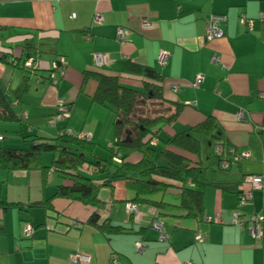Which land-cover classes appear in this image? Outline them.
<instances>
[{
  "label": "crops",
  "instance_id": "1",
  "mask_svg": "<svg viewBox=\"0 0 264 264\" xmlns=\"http://www.w3.org/2000/svg\"><path fill=\"white\" fill-rule=\"evenodd\" d=\"M95 13L101 14V25L93 21ZM212 16L223 18L217 28L224 36L207 40ZM144 20L152 27L144 28ZM243 20H252V27ZM119 27L128 31L122 42L117 40ZM162 51L170 54L166 65L159 63ZM100 52L109 55L108 64L102 68L106 74L117 75L127 59L160 72L167 94L186 105L179 127L194 125L206 115L214 116L228 143L248 154L242 172L264 173V0H0V57H7L10 63L0 60V81L7 86L14 110L22 119L19 125L0 123V147L25 148L27 134L51 138L65 128L90 133L96 143H109L114 138V115L99 106L90 118V111L97 106L91 101L97 84H82L83 73L97 69L94 56ZM34 54L41 61L37 74L28 75L11 65L24 66L26 58ZM213 56L218 63L212 62ZM57 58L67 63L56 87L70 113L66 122L50 127L57 91L45 89L44 84L51 83L42 76L48 75L50 64ZM198 75L203 81L195 88ZM34 79L43 84L37 91L45 89L53 101L47 109L40 105L32 112L23 106L31 103L27 96H31L30 81ZM127 84L141 87L135 82ZM175 86L178 91L173 90ZM85 105L89 106L87 114ZM77 110L85 114L82 122ZM240 112L244 114L241 119ZM30 119L35 120L34 125L29 124ZM26 121L28 126L24 127ZM19 128L17 135L14 132ZM43 163H51L49 155L43 157ZM94 175L98 182L104 178ZM56 179L52 172L43 187L38 171H0L4 199L21 207L0 208V264H71L70 256L77 250L91 254V264H264V240L232 224L235 213L250 222L255 213L264 210L262 191H254L253 200L240 207L235 195L207 188L205 216L212 221H183L179 228L163 221L162 238L152 226L157 219L153 208L139 207L138 216L131 220L127 206L114 207L110 191L102 189L106 207L99 211L101 221L110 220L136 231L108 239L87 224L91 207L65 199H53L52 211L30 207L53 197ZM124 196V184L117 183L116 200ZM218 217L221 222L215 221ZM24 223L35 228L30 239L20 238ZM138 245L146 248L144 254Z\"/></svg>",
  "mask_w": 264,
  "mask_h": 264
},
{
  "label": "trees",
  "instance_id": "2",
  "mask_svg": "<svg viewBox=\"0 0 264 264\" xmlns=\"http://www.w3.org/2000/svg\"><path fill=\"white\" fill-rule=\"evenodd\" d=\"M0 60L10 64L7 57H0ZM54 62L60 68V58H57L50 64L48 75L42 76L50 83L52 74L58 73L52 66ZM11 65L28 75L37 74L40 70V66L33 69L25 65L20 67L16 63ZM103 67L85 71L82 84L95 81L97 88L91 97L92 104L108 108L114 114V138L108 145L103 148V144L93 141L92 135L86 137L90 133L65 128L57 137L51 138L27 134L24 136L25 148L0 147V171H38L43 187L52 172L57 175L59 180L53 197L30 204V207L52 211L53 199H65L91 207L87 224L111 239L115 235L136 231L110 220L101 221L99 211L106 207L101 199L102 189L110 191L114 207L130 204L137 211L141 206L151 207L157 212L156 220L174 223V228H179L178 223L183 221L201 222L209 218L205 216L204 204L207 188L235 195L239 205L246 190L243 187L246 177L250 174L242 172L245 158L228 143L218 120L206 115L194 125L179 127L186 105L167 94L168 89L160 72L129 59L125 60L117 75L104 73ZM127 81L139 83L141 87L130 86ZM151 106L158 109L149 113L147 109ZM67 109L70 113L69 105ZM139 109L143 110L140 114ZM58 113L57 108L54 115ZM0 120L22 122L2 81ZM66 121L67 118L57 122L54 127ZM204 145L207 146L206 152ZM216 147L222 148V153H217ZM46 153L53 155L48 165L43 163ZM224 160L229 163L227 168L222 167ZM90 173L104 178L95 182ZM120 182L125 186V196L122 200H116L115 185ZM14 207L21 208L19 204L8 203L0 190V208L5 211ZM129 214L133 220L135 214ZM1 233L3 228H0Z\"/></svg>",
  "mask_w": 264,
  "mask_h": 264
},
{
  "label": "built area",
  "instance_id": "3",
  "mask_svg": "<svg viewBox=\"0 0 264 264\" xmlns=\"http://www.w3.org/2000/svg\"><path fill=\"white\" fill-rule=\"evenodd\" d=\"M223 20L222 17L218 16H212L208 20L207 25V32H206V39L207 40H213L215 38H222L224 36V33L221 29L217 28V23L219 21ZM93 21L97 25H101L103 23V18L100 13H95L93 17ZM243 22H247L249 24V27H252V20H243ZM144 28L148 29L151 28L152 25L148 20L143 21ZM128 34V31L123 28L119 27L117 29L116 35L118 41H124L126 38V35ZM169 53L167 51H162L159 55V63L161 65H166L168 63ZM95 59V66L96 67H102L108 64L109 62V56L106 53H96L94 56ZM40 58L39 55H34L29 59H26L24 65L27 68H33L38 69L40 66ZM213 63H218L219 59L216 56H213L212 58ZM58 63H53L52 66L54 70L58 71V73H53L51 77V83L53 85H58L59 81L65 74V69L67 66V63L64 58H60V68L57 67ZM55 71V72H56ZM203 81V77L201 75H198L193 83V86L195 88H199L201 83ZM179 87L175 86L173 90L178 91ZM58 108V114L53 115L49 118L48 123L51 127H54L57 122H60L61 120H64L65 118L69 117V111L67 109V105L64 100L59 99L57 103ZM244 114L242 112L238 113V117L241 119L243 118ZM264 132V129H262ZM84 136V135H82ZM91 134H87L86 137H90ZM2 139L1 133H0V140ZM217 153H222V148L216 147ZM247 153H242V157L245 159L247 158ZM229 166V163L227 161H223L222 167L227 168ZM246 184L248 185V189L244 191L242 194L240 200H239V206L243 207L248 202L253 200V191L256 190H264V173L260 175H248L245 180ZM128 211L135 214V218L138 216V211L136 210V207L134 205H128L127 206ZM206 221H210V218H205ZM219 217L215 219V221H219ZM232 223L235 225H238L241 229H248L250 234H252L257 240H264V210L261 213L256 214L251 222L245 223L243 219H241L240 213H235ZM154 229L159 231L162 235V238H165V231L164 226L161 221H154L153 225ZM34 229L33 226H31L28 223H24L21 229L20 237L21 238H29L33 236ZM201 236H197V239L201 240ZM138 248L142 254L146 252V248L142 245H138ZM70 261L72 264H91L93 261V256L87 252L77 250L70 256ZM185 264H193L192 262H187Z\"/></svg>",
  "mask_w": 264,
  "mask_h": 264
},
{
  "label": "rangeland",
  "instance_id": "4",
  "mask_svg": "<svg viewBox=\"0 0 264 264\" xmlns=\"http://www.w3.org/2000/svg\"><path fill=\"white\" fill-rule=\"evenodd\" d=\"M43 86V84H41V83H38V82H36V79H34L33 81H30V87H31V96H27L28 97V99L31 101V103H30V105L29 104H27V103H25V105L23 106L24 108H26V109H30V111H34L35 109H37L40 105H41V108L43 109V110H45V109H47V107H49L51 104H52V96H51V94L50 93H46L45 92V89L46 88H50V89H55L56 91H57V95H56V99H55V101H56V103H55V110L57 109V103H58V100H59V98H61V95H59V88L58 87H56V85H53V84H50V85H47V84H44V86H45V89L44 90H42V91H37L39 88H41ZM15 88H16V86H15ZM15 90H17V89H15ZM42 97V98H41ZM82 97H84V96H82ZM15 98V97H14ZM63 98V97H62ZM81 99H84V98H81ZM80 104H81V102H79ZM97 108H99V106H94V108L90 111V118H92V116H94L95 115V111H97L96 109ZM100 109H102V108H100ZM108 109V108H107ZM106 109V111H108V112H111V113H113L110 109H108L107 110ZM158 108L157 107H150L149 109H147V112H149V113H152V112H154L155 110H157ZM17 111L19 112V113H21L22 112V109L21 108H17ZM89 111V106H87V105H85V114H87L86 112H88ZM143 110H141V109H139L138 110V114H140V112H142ZM78 114H81L78 110H77V112H76V115H78ZM85 114L83 113V115L81 114V119H79L80 120V122H82L83 120H84V117H85ZM114 115V114H113ZM136 117V116H135ZM100 118H102L101 116H100ZM29 122V124H31V125H34L35 123V120H31L30 119V121H28ZM27 121H26V124H25V122L23 123L24 124V127H27L28 125H27V123H28ZM0 123H4L2 120H0ZM18 123V125L20 124V122H17ZM14 132V131H13ZM0 133H1V131H0ZM15 134H17V135H20V128L19 129H16V131L14 132ZM2 134V133H1ZM5 135V134H4ZM3 136V135H2ZM12 142H13V140H12ZM109 143L108 142H106V143H104L103 144V148L105 147V145H108ZM204 147H205V152H206V149H207V146L206 145H204ZM44 155H49V157H50V161L52 160V158H53V155L52 154H50V153H46V154H44ZM91 174V173H90ZM91 176H92V174H91ZM95 177H96V175H94L92 178H93V181H95ZM57 181H58V179H56ZM53 181V180H52ZM95 182H97V181H95ZM152 225H153V223H152Z\"/></svg>",
  "mask_w": 264,
  "mask_h": 264
}]
</instances>
